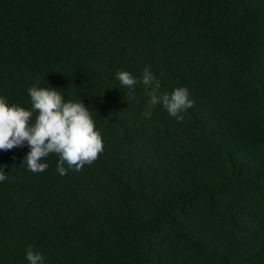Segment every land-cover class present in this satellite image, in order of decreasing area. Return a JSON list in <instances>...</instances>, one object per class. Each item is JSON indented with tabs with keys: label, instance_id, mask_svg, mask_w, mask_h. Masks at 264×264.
Returning a JSON list of instances; mask_svg holds the SVG:
<instances>
[{
	"label": "trees",
	"instance_id": "16d2710c",
	"mask_svg": "<svg viewBox=\"0 0 264 264\" xmlns=\"http://www.w3.org/2000/svg\"><path fill=\"white\" fill-rule=\"evenodd\" d=\"M145 67L189 90L182 122L146 120L143 85L116 79ZM37 80L89 108L104 151L65 176L0 151V264L29 245L45 264H264V0H0V96L30 109Z\"/></svg>",
	"mask_w": 264,
	"mask_h": 264
},
{
	"label": "clouds",
	"instance_id": "9594fccd",
	"mask_svg": "<svg viewBox=\"0 0 264 264\" xmlns=\"http://www.w3.org/2000/svg\"><path fill=\"white\" fill-rule=\"evenodd\" d=\"M116 79L127 88V96L135 97L138 85H143L148 103L143 117L151 119L153 110L160 105L178 122L183 113L194 107L186 87L173 89L171 93H161L160 80L149 67H145L139 78L128 71H118ZM39 80L28 89L31 108L9 104L0 96V151L17 147H29L23 163L32 173H42L49 165L41 162L50 154L58 156L57 171L61 176L68 171H81L85 165H92L104 151L100 131L92 118V112L78 100H65L60 91L50 87H38ZM65 165L67 167H65ZM2 169V166H0ZM7 175L0 170V182ZM29 264H45L44 256L34 251L31 245L26 249Z\"/></svg>",
	"mask_w": 264,
	"mask_h": 264
},
{
	"label": "rangeland",
	"instance_id": "374dc122",
	"mask_svg": "<svg viewBox=\"0 0 264 264\" xmlns=\"http://www.w3.org/2000/svg\"><path fill=\"white\" fill-rule=\"evenodd\" d=\"M210 80H214L212 77H208ZM222 84L226 90V92H230L229 94L233 95V101H239L243 102L244 104L250 105L248 99H257L259 102L260 97L259 93H256V89L251 87V90H249L245 83H243V80L241 76H231L229 74L225 73L224 78H222ZM256 90V91H255ZM248 98V99H247ZM251 227H258L256 223H253Z\"/></svg>",
	"mask_w": 264,
	"mask_h": 264
}]
</instances>
